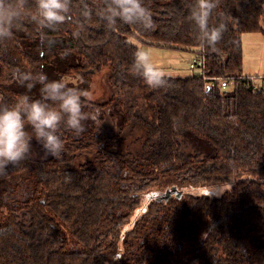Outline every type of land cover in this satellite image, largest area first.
<instances>
[{
  "label": "trees",
  "instance_id": "16d2710c",
  "mask_svg": "<svg viewBox=\"0 0 264 264\" xmlns=\"http://www.w3.org/2000/svg\"><path fill=\"white\" fill-rule=\"evenodd\" d=\"M193 3L144 0L153 28L109 29L94 15L76 36L73 0L71 22L41 30L26 19L0 43V105L41 98L39 85L12 80L14 68L76 77L70 86L88 93L106 72L109 86L105 99L82 97L96 113L83 132L61 125L58 157L37 143V156L0 175V264H264V81L254 92L242 73L241 42L264 39V0H218L214 48L195 38ZM141 46L191 52L204 77L151 88L132 70ZM230 178L221 196L205 192Z\"/></svg>",
  "mask_w": 264,
  "mask_h": 264
},
{
  "label": "clouds",
  "instance_id": "9594fccd",
  "mask_svg": "<svg viewBox=\"0 0 264 264\" xmlns=\"http://www.w3.org/2000/svg\"><path fill=\"white\" fill-rule=\"evenodd\" d=\"M217 2L194 0L190 5L188 20L196 30L195 38L201 48H214L222 39L224 25L209 26ZM72 3L73 0H0V43L11 39L14 29L22 27L26 19L41 30H56L71 22ZM94 15L109 29L121 23L144 30L154 27L152 12L145 7L144 0H101L95 8L87 0H79L74 35L79 36ZM132 70L151 88H161L167 83L164 72L151 63L144 51L135 52ZM11 76L13 81L26 84L29 90L39 85L41 98L33 100L21 95L11 106L0 105V175L6 173L8 165L16 166L30 157L33 139L46 155L58 157L64 149L58 135L61 125L79 135L84 131V121L96 119L95 112L83 110L82 97L90 94L70 86L67 78L50 80L43 71L34 73L19 68H14Z\"/></svg>",
  "mask_w": 264,
  "mask_h": 264
},
{
  "label": "rangeland",
  "instance_id": "374dc122",
  "mask_svg": "<svg viewBox=\"0 0 264 264\" xmlns=\"http://www.w3.org/2000/svg\"><path fill=\"white\" fill-rule=\"evenodd\" d=\"M242 42V73L251 78L254 85L259 86L258 80L264 81V39L259 33H244L241 35ZM140 51H144L148 54L151 63L161 69L165 76L177 77V76H189L191 74H197V71H192L189 68L190 62L196 57L191 52L170 50L165 48L147 47L141 46ZM105 73L96 75L93 79L92 86L90 88L89 96H86L91 100L105 99L108 94V82L105 77ZM67 78L71 84H76V77ZM135 92H139L135 90ZM182 110L180 106L178 113ZM174 116V115H173ZM180 119L178 115V120ZM27 131H31L30 128H26ZM37 141L33 139L31 141V155L37 156ZM231 178L222 186L212 187L206 189L205 192L213 196H221L225 191L232 187ZM157 187L150 190L149 195L158 191ZM143 204V203H142Z\"/></svg>",
  "mask_w": 264,
  "mask_h": 264
},
{
  "label": "built area",
  "instance_id": "2783aa9c",
  "mask_svg": "<svg viewBox=\"0 0 264 264\" xmlns=\"http://www.w3.org/2000/svg\"><path fill=\"white\" fill-rule=\"evenodd\" d=\"M189 68L192 70V71H197V74L199 75V76H203L204 77V73H203V69H204V60L201 58V57H195L191 62H190V64H189ZM237 78H235L234 77V79L233 78H227V79H219V87L221 88V89H225V88H227L228 87V85L230 84V83H233L235 80H236ZM240 79V78H239ZM251 79V78H250ZM262 83L263 82H261V80H258V84H259V86H262ZM251 84H252V89H253V91L255 92V90L257 89V88H259V86H256V85H254L253 83H252V81H251ZM211 85H212V83H211Z\"/></svg>",
  "mask_w": 264,
  "mask_h": 264
}]
</instances>
